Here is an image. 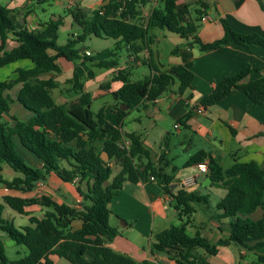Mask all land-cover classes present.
I'll use <instances>...</instances> for the list:
<instances>
[{"label":"trees","instance_id":"1","mask_svg":"<svg viewBox=\"0 0 264 264\" xmlns=\"http://www.w3.org/2000/svg\"><path fill=\"white\" fill-rule=\"evenodd\" d=\"M36 1L43 4L55 0ZM102 1V5L91 10L78 4L66 9L77 32L70 34L64 44L57 43L63 16L39 22L37 28L29 30L25 26V16L32 12L26 9L28 4L22 13L23 22L17 19L19 10L0 4V67L20 59H29L33 64L28 69L18 68L15 78L0 81V184L9 190L25 193L31 191L38 181L45 180L50 172L64 182L86 180L90 183L85 191L78 187L82 196L79 207L57 203L47 196L26 198L4 195L3 204L0 203V230L15 245L23 247L25 253L10 259L0 243V264H56L50 255H57L71 264H136L132 258L113 250L108 244L117 234V229L109 222L111 211L108 205L123 181L144 182L150 176L171 196L178 218L177 224L154 234L152 252H163L176 264H198V261L205 260L193 254L195 248L216 254L219 246L230 243L247 252L264 247V169L256 161L241 162L235 159L231 166L223 169L213 158H208L206 174L212 185L225 189V195L215 208L222 211L221 217L232 218L228 236L210 243L199 232L190 235L186 231L195 212L193 204L206 203L207 197L181 187L172 189L176 168L171 173L165 172L162 166L154 163L151 150L137 134L122 131L109 123L102 109L92 111L91 94L84 91L76 71L69 81L80 98V104L71 108L66 103L57 104L54 101L51 92L58 87V82L54 77L42 79L41 74H60L59 58L72 62L79 59L94 61L93 57L77 47L91 36L112 38L117 46L122 45L127 52L135 55L145 48L149 49L153 43L152 29H167L188 38L186 26L180 23L176 11L177 0H158L159 5L154 6L147 17L142 16V8L151 0ZM197 5L200 7L195 9V19L200 20L208 4L198 2ZM219 21L223 27L220 38L210 42L193 38L192 43L198 44L201 51L215 50L229 44L264 47V38L258 34H241L235 32L225 18ZM10 35L18 44L7 50L6 40ZM110 56L112 58L94 62V66H115L117 58L113 52ZM147 64L150 73L142 79L131 80L129 68L118 70L112 76V80L122 82L121 87L111 93L119 104V121L128 110L153 104L174 83H178L179 93L192 88L190 60L185 59L166 70H160L152 62ZM253 71L254 68L244 63L238 72L225 77L210 93L201 96L200 105L204 108L214 105L234 90L243 91L254 103L263 102L264 76L250 80ZM91 76L90 70L88 77ZM16 84H20V88L13 100L5 92ZM14 101L30 112L28 119L15 116L11 121L3 119ZM120 104L128 106V110L121 109ZM189 116L190 113H187L178 121L183 122ZM15 138L40 160L41 167H32L25 162L17 152ZM95 140L102 141V151L107 154V159L102 158L96 150L93 145ZM205 156L204 151H198L185 164L198 163ZM163 158L161 155L158 162ZM110 160L119 165V171L113 177ZM2 163L16 172L17 175L11 180L4 179ZM4 204L21 214H25L24 207L31 204H40L48 209L42 218L30 216L29 225L16 227L2 217ZM258 208L263 210V215L252 219L250 215ZM74 221H79L78 228L73 227ZM254 264H264V257L258 255Z\"/></svg>","mask_w":264,"mask_h":264},{"label":"crops","instance_id":"2","mask_svg":"<svg viewBox=\"0 0 264 264\" xmlns=\"http://www.w3.org/2000/svg\"><path fill=\"white\" fill-rule=\"evenodd\" d=\"M55 1L57 6L66 9L78 4L88 10L97 8L103 3L102 0ZM53 2H47V4L51 5ZM198 2L208 4L200 20L195 19V9L200 7L197 5ZM30 3V0H21L20 2L9 0L6 6L14 9L16 6H20L16 4H23L25 7ZM158 5V0H151L142 8V16L147 17L150 10ZM19 11L17 19L23 22L22 13L24 10L21 8ZM176 11L180 23L186 26L188 38H182L167 29H152L150 34L153 36V43L149 49L145 48L135 55L127 52V48L123 46L126 53L119 61L118 58L116 59L115 66L109 68L94 66V62L99 60L88 61L92 67L104 70L96 73L90 69L92 76L88 77L87 72V82L82 84L84 91L91 94L92 102L95 99L111 97L110 101H103L97 111L102 109L105 119L112 125L121 128L122 131L137 134L144 145L151 150L152 159L157 166H162L167 173H171L172 169L176 168L172 189L180 188L179 179L190 175L196 177V183L185 189L205 195L207 202L193 204L195 212L192 223L186 227V231L190 235L199 232L210 243H215L228 236L232 218L221 217L222 211L216 208L213 213L199 214L196 204H202V206L212 209V205H216L225 195V189L218 185H212L208 175L199 171L197 163L190 165L185 163L196 152L204 151L206 156L200 162H207L211 157L223 169L231 166L235 159L241 162L256 161L264 169V101L254 103L241 90H234L214 105L205 108L200 105L199 99L210 93L222 79L238 72L244 63H248L255 69L249 76L250 80L263 77L264 47L255 44H229L219 49L201 51L198 44L192 42L194 37H198L203 42L220 38L223 35L220 18H225L235 32L258 34L264 38V0H177ZM59 15L52 13L50 18H56ZM39 22L43 21L34 12L25 16V26L29 30L37 28ZM65 22L70 28H73V34H75L77 27L72 23L68 14L63 16V25ZM114 41L116 44V40ZM17 44V41L10 35L6 40V49L10 50ZM120 46L122 47L119 45L116 48ZM82 51L93 57L89 49L84 48ZM185 59L192 63L191 89L179 93L177 91L178 83H174L153 104H149L147 107L138 106L130 110L127 108L125 109V111L128 110L126 116L121 121L118 120L117 106L119 104L111 95L122 85L121 81L112 80V76L117 74L118 70L129 68L131 79L132 71L135 68L146 65L148 69L143 73V77H145L150 73L148 62H152L160 70H166L170 66L181 64ZM84 61V59H79L72 62L59 58L58 63L62 68L60 74H41L40 78L42 79L54 77L58 82V87L53 89L56 91L61 88L64 81L68 82L67 88L60 91L59 96H52L57 104L66 103L71 108L80 104L79 96L75 92L70 93L72 87L70 88L68 85L71 84L69 80L73 72L77 70L76 68L85 66ZM32 66L29 59H20L2 66L0 69L8 68V72L0 81L15 78L18 68L28 69ZM66 71L71 72L70 75H64ZM19 88L20 84L11 88V90L15 89V93L11 96L13 100L16 99ZM7 92L10 94V91H6L5 94ZM188 94L191 96L188 97ZM187 113H190L188 118H185L183 122L178 121ZM13 116L26 120L29 118L30 112L14 101L10 110L3 115V119L11 121ZM175 125L177 126L175 127ZM15 142L17 149H21L20 154L25 160L28 159L30 166H42L40 160L22 147L17 138H15ZM71 145L73 146V143ZM93 145L101 157L107 159V154L102 151V141L95 140ZM161 155L164 156V160L158 162ZM6 165L1 164L2 175L6 170L10 172L11 168ZM63 165H66L65 162ZM109 165L112 170L116 171L115 174L119 171V165L113 160L109 161ZM10 173L12 176L7 179L3 175L4 179L11 180L17 175L15 171ZM89 184L86 180L64 182L56 174L50 172L45 180L38 181L31 191L25 193L9 190L5 185L0 184V203L3 204L2 197L4 195L11 194L26 198L47 196L57 203L79 207L82 196L78 187L85 191ZM213 188L216 190H212ZM7 207L9 206L4 204L2 217ZM108 207L111 211L110 225L117 229V234L108 243L113 250L129 256L136 264H176L165 253L151 251L154 234L178 223L177 211L172 206L171 196L156 180L123 181L121 188L114 194ZM47 209L40 204H31L24 207L25 214L14 210L23 215L25 219L23 225L16 227L29 225L30 216L42 218ZM262 215L263 210L258 208L250 217L258 219ZM10 222L13 223V221ZM72 225L74 228H78L80 223L74 221ZM12 248V257L7 255L10 259L25 253V249L21 246L15 245ZM192 252L204 258L205 261H198V264H254L258 255L264 257V247L258 248L254 252H247L234 243L219 246L216 254H208L201 248H195ZM49 257L56 264H71L57 255Z\"/></svg>","mask_w":264,"mask_h":264},{"label":"rangeland","instance_id":"3","mask_svg":"<svg viewBox=\"0 0 264 264\" xmlns=\"http://www.w3.org/2000/svg\"><path fill=\"white\" fill-rule=\"evenodd\" d=\"M9 0H0V4L1 5H7V2ZM17 1H21V0H17ZM22 3V2H21ZM16 5H20V6H16V8H14V10H24L25 8L23 7V4H16ZM62 6H57L56 5V1H54L51 5H48L47 3H43V4H38L36 0H33L30 4H28V6L26 7V9H30L32 10V12H34L40 20L42 21H47L52 13H55V14H60L62 16L64 15H67V12H66V8H64ZM88 10V9H86ZM73 33V28H70L69 25L67 24V22L64 23L63 26H61L58 30V38H57V43L59 44H64L66 42V39L67 37ZM80 49H89L92 54H93V57L95 60H101V59H110L112 58L109 53L111 52H115L117 54L114 53L115 55V58H118V61L120 58L123 57V55L126 53L124 47L120 46L119 49H115L117 47V45L115 44V41L111 38H97V37H89L87 38L83 43H80L78 44V46ZM84 67L83 66H79L77 67L76 69V72L80 75V81L82 83H85L87 82V72L90 71V69H92V71L94 72H98V71H103L104 69H97L95 67H92L90 65V62L88 61H84ZM147 66L144 65V66H139L138 68H135L133 71H132V75H131V79L132 80H138V79H141L143 77V73H145L147 71ZM1 73H0V79L2 77H4V75L8 72V68H4V69H0ZM71 72H65L64 75H70ZM3 74V75H1ZM67 84L68 82L67 81H64L62 84H61V88H59V90H52V96H59V93L60 91H64L65 88H67ZM68 87H72V83L68 85ZM10 91V94H8V92L6 93L10 98L11 96L15 93V89L13 90H8ZM71 92L70 93H74L73 90H70ZM12 99V98H11ZM105 100H108L110 101L111 100V97L108 96L107 98L105 99H95L93 102H92V111L96 112L100 106L102 105L103 101ZM173 133L174 130H173ZM21 149H17V152L19 155H21L20 152ZM22 156V155H21ZM25 162L30 165V162L27 160H25ZM6 164V163H4ZM7 166V165H6ZM114 168V167H113ZM10 172H13L12 169H10ZM9 171H5L3 173L4 177L9 179L11 176H12V173H10ZM115 170H112V176L115 175ZM212 190H216V189H212ZM217 190H221V189H217ZM210 202V201H209ZM211 204V202H210ZM215 205L213 204L212 205V209L211 208H208V207H205V206H202V204H196V207L198 208V213L199 214H209V213H213V211H215ZM3 217L5 219H8L9 221H13L14 225L15 226H19V225H23L25 223V219L23 217V215H20L18 213H16L13 209L7 207L6 211L3 213ZM14 217V218H13ZM0 241L1 243L3 244L4 248H5V252L8 256L12 257V247L15 246V243L6 235V233L2 232L0 230Z\"/></svg>","mask_w":264,"mask_h":264},{"label":"built area","instance_id":"4","mask_svg":"<svg viewBox=\"0 0 264 264\" xmlns=\"http://www.w3.org/2000/svg\"><path fill=\"white\" fill-rule=\"evenodd\" d=\"M87 54H89V52H87ZM176 126L177 125H175V127ZM197 168L199 169V171L206 173L208 171L207 162H204V161L203 162H198L197 163ZM149 180L155 181V178L153 176H150ZM195 183H196V177L193 176V175L186 176L184 178L179 179V181H178V185L181 188H189L192 185H194Z\"/></svg>","mask_w":264,"mask_h":264},{"label":"water","instance_id":"5","mask_svg":"<svg viewBox=\"0 0 264 264\" xmlns=\"http://www.w3.org/2000/svg\"><path fill=\"white\" fill-rule=\"evenodd\" d=\"M120 108L123 109V110H125V109L128 108V106L123 105V104H120ZM173 187H174V185H171V188H173Z\"/></svg>","mask_w":264,"mask_h":264}]
</instances>
